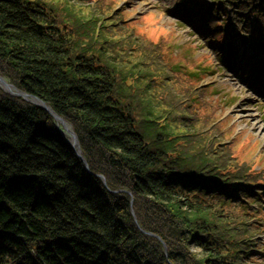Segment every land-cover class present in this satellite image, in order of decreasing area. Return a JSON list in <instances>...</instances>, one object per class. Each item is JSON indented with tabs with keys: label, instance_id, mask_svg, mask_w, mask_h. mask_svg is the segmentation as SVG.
Instances as JSON below:
<instances>
[{
	"label": "trees",
	"instance_id": "obj_1",
	"mask_svg": "<svg viewBox=\"0 0 264 264\" xmlns=\"http://www.w3.org/2000/svg\"><path fill=\"white\" fill-rule=\"evenodd\" d=\"M217 1L235 5L264 50V0ZM106 15L82 46L103 43L107 31L121 37L104 53L117 43L141 51L135 76L165 86L162 114L149 117L150 100L138 103L117 79L125 57L79 53L73 9L0 0V77L69 124L78 145L42 108L0 91V264H205L189 254L192 242L207 264H264L252 252L264 229L263 208H252L264 199V171L231 164L222 139L211 143L205 74L170 67L186 53L157 39L145 45L128 14ZM177 120L202 128L176 132Z\"/></svg>",
	"mask_w": 264,
	"mask_h": 264
},
{
	"label": "rangeland",
	"instance_id": "obj_2",
	"mask_svg": "<svg viewBox=\"0 0 264 264\" xmlns=\"http://www.w3.org/2000/svg\"><path fill=\"white\" fill-rule=\"evenodd\" d=\"M35 1L51 3L57 8L73 9L76 16H79L77 19L82 27L78 30L82 34L79 43L80 48H83V51H77L79 53L98 55L99 52H103L102 47L107 48L110 41L121 37L117 32L113 35L105 31L106 41L103 40V43L101 40L95 47L82 46L85 37L88 36L89 26L107 17L109 8L128 14L129 18L125 23L138 22L139 36L145 45L157 39L163 48L173 50L175 56L186 53V57H174L169 66L184 67L180 68L185 73L193 70L205 74L201 85L207 88L206 93L209 91L206 100L211 99V104H214L209 109L207 107L203 109L204 114L208 116L214 114L210 118L212 122L205 130L212 137L211 143L214 146L222 139L219 146L228 150L231 164L242 163L252 168L251 171L256 175L264 171V64L258 66L264 61V50L249 46L244 36L247 33L244 31L242 19L235 13L233 5H226L225 16H222L220 13L222 8H219L222 3L214 0H201L198 4L192 0H108L103 3L104 6L95 5L93 1L88 0L87 3L81 0ZM107 4L110 7L107 8ZM194 7H198L197 10H193ZM210 11L214 13L211 14ZM108 19L109 17L103 22L107 24ZM222 20H225L224 28L221 30L214 28L215 22ZM216 31H223L228 36V40L226 37L218 46L212 41L218 37ZM119 45L117 43L115 47H109L110 51L101 53L100 57H125L126 63L120 66L121 71L116 75L117 79L126 87L128 93L141 96L138 103L141 100L145 102L144 99L150 100L149 106L146 102L143 105L146 111L150 113L153 111L149 117L154 116L156 112L157 115L162 114V106L165 103L162 94L167 89L157 80L152 82L150 87L149 82L140 75L137 79L135 74L142 52ZM229 53L234 56L229 57ZM140 71H143L141 66ZM124 76L125 79L122 78ZM182 85L184 84H177L179 88ZM0 91L6 93L1 88ZM172 126L176 132H193L202 128H186V123L182 120H177ZM214 130H218L219 134L213 133ZM98 177L103 179L104 183L103 176ZM261 189L264 191V186ZM252 208L256 213L261 208H263L261 211H264V199L253 203ZM163 229L167 233V228ZM175 238L176 234L173 232L172 241ZM254 241L252 249L254 258L264 261V229ZM188 250L194 261L203 260V263L207 264L204 252L196 244L190 243Z\"/></svg>",
	"mask_w": 264,
	"mask_h": 264
},
{
	"label": "bare ground",
	"instance_id": "obj_3",
	"mask_svg": "<svg viewBox=\"0 0 264 264\" xmlns=\"http://www.w3.org/2000/svg\"><path fill=\"white\" fill-rule=\"evenodd\" d=\"M233 5V4H232ZM235 8V5H233ZM213 10V9H212ZM225 11H220L221 15L224 16L225 15ZM211 14H213L214 12L210 11ZM235 13L242 19V22L245 23V18L244 15L240 12H238L237 10H235ZM245 32H247V28L245 27L244 29ZM234 55H232L231 53H229V57H233ZM0 88L3 89L6 93L8 94H18V91L11 85L8 83V81H6L5 79H3L2 77H0ZM254 93V92H253ZM256 94V93H255ZM254 95V94H253ZM21 98V97H20ZM24 101L31 103L35 106H39L41 105V103L31 97H26V99L24 98ZM46 109L50 110L49 107H47L46 105H44ZM55 120V124L59 130V132L61 133L62 137L74 148H77V144H75V140L71 134L72 128L70 127L69 124H67L63 119H61L60 117H57V119ZM60 127H63V129H61Z\"/></svg>",
	"mask_w": 264,
	"mask_h": 264
},
{
	"label": "water",
	"instance_id": "obj_4",
	"mask_svg": "<svg viewBox=\"0 0 264 264\" xmlns=\"http://www.w3.org/2000/svg\"><path fill=\"white\" fill-rule=\"evenodd\" d=\"M17 90V89H16ZM18 91V90H17ZM12 96H18V97H21L23 100H24V98L26 99V97H28V95H26L25 93H22V92H20V91H18V94H11ZM29 97H31V98H33V99H35V100H37V101H39L40 103H41V105H37L38 107H40V108H42L44 111H46L47 113H49L50 115H52V117L54 118V119H57V115L54 113V112H52V110L50 109V110H48V109H46L45 108V104L43 103V102H41L40 100H38L37 98H35V97H32V96H29ZM62 119V118H61ZM71 134H72V136H73V138H74V140H75V144H77V139H76V136H75V134H74V132H73V130L71 131ZM71 146V145H70ZM72 147V146H71ZM77 151H78V145H77ZM29 178L30 179H32L33 178V176H29ZM102 181H103V179H102Z\"/></svg>",
	"mask_w": 264,
	"mask_h": 264
}]
</instances>
